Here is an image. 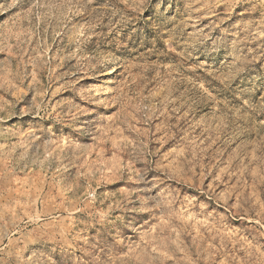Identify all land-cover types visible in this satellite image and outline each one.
I'll return each instance as SVG.
<instances>
[{
    "label": "rangeland",
    "instance_id": "rangeland-1",
    "mask_svg": "<svg viewBox=\"0 0 264 264\" xmlns=\"http://www.w3.org/2000/svg\"><path fill=\"white\" fill-rule=\"evenodd\" d=\"M0 264H264V0H0Z\"/></svg>",
    "mask_w": 264,
    "mask_h": 264
}]
</instances>
